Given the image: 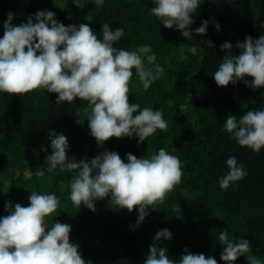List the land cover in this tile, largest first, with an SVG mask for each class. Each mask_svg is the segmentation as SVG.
<instances>
[{
	"label": "trees",
	"instance_id": "1",
	"mask_svg": "<svg viewBox=\"0 0 264 264\" xmlns=\"http://www.w3.org/2000/svg\"><path fill=\"white\" fill-rule=\"evenodd\" d=\"M200 2L189 30L207 20V31L202 35L193 32L189 42L180 31L159 24L150 11L155 7L152 0H105L101 9L94 7L93 0H81L83 8L72 0H0V37L9 11L14 14L12 24L18 26L37 11L49 10L65 26L89 24L98 39H102V23L113 29L124 26L125 36L116 46L150 45L164 68L163 77L147 91L133 70L129 103L160 109L168 122L167 131L157 130L143 143L137 144V137H112L98 147L90 135L87 105L79 98L56 104L57 93L39 89L21 95L0 93V217L8 215L6 202L27 207L31 192L55 193L60 205L45 220L49 226L56 222L70 225V242L78 244L82 258L92 264H144L150 246L156 243L153 237L165 228L172 239L157 246L166 248L169 258L177 262L187 248L225 264L220 260L221 231L248 240L253 254L264 262V149L253 153L221 131L228 115L240 117L253 108H264V87L253 91L242 81L220 87L212 76L226 55L221 50L223 43H232L233 55H239L237 42L264 34V0ZM216 23L221 30L217 31ZM183 44L195 45L197 54L185 51L187 58H182ZM50 131L67 137L68 156L77 161L107 150L117 152L126 162L128 153L147 158L165 148L181 162V182L163 202L149 206V215L138 227V206L131 212L118 210L105 198L95 203V212L83 205L78 208L69 199L72 174L57 171L51 179L48 174H35L45 168V158L51 155ZM229 156L245 166L247 176L235 188L221 190L218 180L228 171ZM234 264L248 262L241 256Z\"/></svg>",
	"mask_w": 264,
	"mask_h": 264
},
{
	"label": "clouds",
	"instance_id": "2",
	"mask_svg": "<svg viewBox=\"0 0 264 264\" xmlns=\"http://www.w3.org/2000/svg\"><path fill=\"white\" fill-rule=\"evenodd\" d=\"M72 3L80 8L85 6L81 0ZM104 3L105 0H93L97 9ZM152 3L155 7L150 11L159 24L175 28L189 42L193 40V32L206 34L207 20L189 30L200 0H152ZM13 19L14 14L9 11L0 37V93L21 95L39 89L57 93L56 104L73 103L79 98L87 105L90 135L98 147L112 137H137L140 144L157 130H168L162 110L129 103L133 70L147 91L163 77L164 68L150 45L134 49L116 46L125 36L124 26L113 29L109 23H102V39H98L89 24L65 26L49 10L37 11L18 26L12 24ZM214 26L221 30L219 23ZM235 47L240 50L239 55H233L232 43L221 45L226 55L212 74L216 84L226 87L242 81L253 91L264 87V34L256 39L248 36ZM185 51L196 55L198 49L183 44L180 52L184 59ZM246 77L253 79L249 81ZM221 131L227 132L240 147L259 154L264 149V108H253L240 117L228 115ZM49 139L51 155L45 158V168L35 174H48L49 179L57 171L72 174L69 199L78 208L83 205L95 212V203L105 198H110L109 202L118 210L131 212L138 206V227L149 215V206L154 208V203L163 202L167 193L181 182V162L165 148L147 158L138 159L128 153L126 162L117 152L107 150L90 160L77 161L68 156L65 135L50 131ZM226 163L228 171L218 180L221 190L235 188L247 176L245 166L235 156H229ZM28 200L27 207L5 203L8 215L0 217V264H92L82 258L79 245L70 242V225L56 222L49 226L45 220L60 205L57 195L33 191ZM171 239L170 230H159L144 264H217L215 258L192 254L187 248L179 262L170 259L167 249L157 245ZM218 241L223 245L220 260L225 264H234L241 256L248 264H264L243 237L233 238L228 231H221Z\"/></svg>",
	"mask_w": 264,
	"mask_h": 264
}]
</instances>
